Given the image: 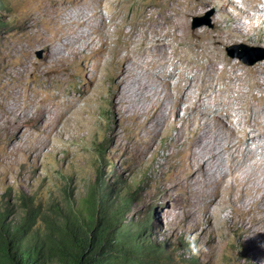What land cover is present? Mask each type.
I'll use <instances>...</instances> for the list:
<instances>
[{
    "label": "rangeland",
    "instance_id": "374dc122",
    "mask_svg": "<svg viewBox=\"0 0 264 264\" xmlns=\"http://www.w3.org/2000/svg\"><path fill=\"white\" fill-rule=\"evenodd\" d=\"M77 1L0 0V117L4 114V110L22 106L25 108L27 122L26 120L20 121L18 131L23 136L31 132V126L36 123H38L36 129L40 131L52 130L51 138L55 134L56 129H53L57 125H59V129L68 130V135L73 136L68 142L60 141L52 142L50 145L46 144L43 152L48 151L49 146L55 145L54 147L60 148V153H57L56 156L39 157L37 166L15 165L12 166L11 170L8 169L4 177L1 176L0 167V209H7L6 221L10 222L11 225L15 224L21 217L20 204L26 202H31L33 208L48 215L50 214V206L55 204L60 208V211L66 208L77 212L82 211L81 207L86 194L92 189L96 197L102 196L105 203L111 208L118 206L123 213L122 226H128L131 233L136 235V241L143 246H159L160 249L156 256L147 254L145 251L147 249H145L141 253V261L143 262L141 264H264V253L258 258L255 257L253 262L246 258L243 243L236 239L229 226L226 227L225 231L222 230L214 235L211 232L213 221L209 218L208 212L203 207L196 205L195 202L192 203V198L188 196L184 188L175 185L165 192L152 188L153 183L160 177L155 162L147 166V163H144L143 160H137V157L131 162L130 154L124 152L120 145H124L130 139L138 124L134 120L121 122L117 115L109 113L106 102L108 96L104 91L111 81L105 78L106 73L102 71V65L109 59L106 50H99V53L95 52L85 66H83L86 63L84 60L66 64L63 69L59 70L60 73L55 72L56 79L51 75L54 72L44 76L38 74L37 70L35 74L25 69L27 61L39 62L40 67L46 65L53 52V50H46L43 45H38L41 42V37H51L54 31L58 29L55 22H52L49 16H44L43 12L45 14L46 9ZM83 1H87V10L82 9L84 13L103 15L105 25H107L104 30L110 35L109 47L120 44L121 49L125 50V47L132 45L130 49L131 53L135 52L132 53L135 56V71L142 77L143 82L149 84L151 87L149 92L155 89L162 95L165 92L168 93V91H164L161 81L157 78V71L147 70L144 66L145 62L154 61L151 52L155 51L156 54L157 51L166 50V55L171 58L172 62L169 61L165 70L169 71L172 67L177 66L176 76H171V83L174 84L178 81V73L185 72V75H189L187 77L195 75L197 78L192 85H188L189 87L185 92L182 91L183 97H188L194 91L206 96L214 92L209 99L205 100L206 104L210 103L214 108L222 107L224 105L221 102L226 101L227 105L223 109L226 112L227 109L231 110L234 121L239 118L247 104L252 106V110H257L261 104L264 107V91L260 86L254 85L257 77L255 74L245 71V68L252 67L262 60L251 65L245 64L236 57H229L225 50L231 45L244 44L255 48L247 51L248 55L259 54V50L264 52V45L255 42V37L264 36V21L245 20L243 15H240V18L237 17L249 5H264V0H232V4L227 7L223 6L224 0H214L215 6L208 5L203 9L202 5L196 4L194 0ZM190 6L192 10L191 13H188L187 27L191 31L212 29L219 14L224 11L235 18L231 19V16L228 18L221 17L222 29L228 30L234 27L250 29L252 36L249 40L228 39L222 46L221 55L231 59V63L216 61V53L211 52L210 47H202L201 43H197L198 39L189 40L192 44L189 41L184 43V40H181V32L176 30L174 24L178 14L186 12L187 7L191 8ZM90 9L93 12H89ZM97 10L98 12H96ZM263 15L264 12H262ZM28 17H30L31 22L33 21L32 26H25L23 23ZM194 17L197 18V22H201V25L191 26ZM244 20L248 22L247 25H244ZM157 25L161 26L157 27ZM77 30H80V33L87 32L84 28ZM130 30L135 32L132 37L131 34H126ZM158 31L161 33L157 34ZM163 32L164 34L168 33L167 36L165 34L164 38L166 39L160 37V34L164 35ZM98 34L99 31H96L92 36L96 38ZM223 36H226V33H223ZM147 37L149 38L147 39ZM75 40L72 45L74 47L77 46ZM181 42L183 43L181 44ZM136 44L138 45L136 46ZM150 45H153L152 48ZM100 46L101 43L97 45L96 49ZM193 46L194 51H190L188 48L192 47L193 49ZM160 48L164 49L160 50ZM67 49H64L62 53L69 52ZM234 51L245 52L242 48H236ZM172 55L177 56H174L176 60L173 59ZM179 55L188 60L179 59ZM236 62L242 67L235 73L242 75L240 80L234 78L232 73L231 64ZM95 63L99 65L97 70L93 68ZM261 71V69H257L258 73ZM262 78L264 79L263 74ZM212 96L213 98H211ZM38 106H42L41 109L46 107L44 115H42L41 109L37 110ZM232 107H241L242 111L241 109L239 111L233 110ZM182 113L183 111H181ZM66 116L71 119L73 131L70 130L69 132L67 129L70 127V123L65 125L66 127L63 125V119ZM78 119L82 121L84 127L79 128L80 130L76 135V128L74 129V127L80 124V122H76ZM38 130L33 132H38ZM16 131L14 129L8 135L12 137ZM117 132L122 134L119 140L122 144L115 142ZM170 133L174 134L175 131ZM131 138L133 139V137ZM160 138L161 135L157 141ZM7 139L4 138L0 141V152L8 143ZM252 141L257 143L259 138L254 136ZM133 143L132 146L129 145L131 154L136 151V142ZM58 157H60L59 161L56 160ZM4 160V162L9 161L8 159ZM158 160L163 161V158L159 157ZM229 211L230 209L225 213ZM225 213L220 214L221 218ZM84 215L81 212L79 218L84 217ZM44 227V223L37 220L32 229L28 231L27 236L33 230L40 234L45 230ZM190 241H194L198 248V253L195 255H192L189 250ZM248 242L254 243L253 241ZM48 264L58 263L50 261Z\"/></svg>",
    "mask_w": 264,
    "mask_h": 264
},
{
    "label": "bare ground",
    "instance_id": "6f19581e",
    "mask_svg": "<svg viewBox=\"0 0 264 264\" xmlns=\"http://www.w3.org/2000/svg\"><path fill=\"white\" fill-rule=\"evenodd\" d=\"M194 1L196 4L202 5V9L208 5H216L214 0ZM217 2L219 3V1ZM86 3L87 1L78 0L75 3H64V5L61 4L57 7L46 9L45 14L43 12L44 16H49L50 20L55 22L58 29H54V34L51 37L39 36L41 37V42L38 45H43L46 50H53V52L51 55L49 53L50 59L46 65L40 67L39 62L38 65L35 61H27L25 69L34 73L37 70L38 74H43L44 76L54 72L51 75L56 79L57 75L55 72L60 73L59 70L63 69L66 64L84 60L86 63L84 62L85 64L83 66H85L95 52L106 50L109 59L102 65V71L106 73L105 78L107 80L109 79L111 83L106 86L105 91H102L108 96L106 102L108 104V110L110 111L109 113L117 115L121 122L134 120L138 124L135 133L131 136L134 141L130 137L124 145H120L124 152L130 154L131 162L136 157L137 160H143L144 163H147V166L155 162L159 169L160 177L153 183L152 188L162 192L167 191L175 185L184 188L188 196L192 198V203L195 202L196 205L203 207L208 212L209 218L213 221L211 232L216 235L222 230L225 231L226 227L229 226L231 231L234 232L236 239L243 243L246 258H249V261L253 262L255 257L258 258L264 253V107L261 104L257 110H252V106H248L247 104L243 112L240 113L239 118L234 121L232 120L234 115L232 116L231 110L225 108L227 109L226 112L223 109L227 105L226 101L221 102L224 105L222 107L214 108L210 103L206 104L205 100L209 99L214 92L206 96L194 91L188 97H183L181 94L197 78L195 75L187 77L189 75H185V72L178 73V81L174 84L171 83V76L177 73V66L172 67L169 71L165 70L171 58L166 55V50L161 52L157 51L159 49L156 50V54L155 51H153L154 53L151 52L154 56V61L151 63L144 61V66H146L147 70L157 71V78L161 81L164 91H168V93L165 92L162 95L155 89L149 92L151 87H149V84L143 82L142 77L135 71V56L132 54L134 51L131 53V43L129 44L130 46L125 47V50L121 49L120 44L109 47L110 35L104 30L107 25H105L103 15L97 16L95 13L89 15L86 14L87 12L84 13L82 9L87 10ZM231 4L232 0H224L223 6L227 7ZM92 9L89 12H93ZM191 10L192 7H187L186 12H178V18L174 25L176 30L181 32V40L187 43L191 39H198L197 43H201L202 47H210L211 52L216 53V61L231 63V59L221 55L222 46L225 45L228 39L249 40L252 36L250 29L243 27H234L228 30L222 29V24L220 25L221 17L228 18V16H231V19L235 18L233 15L224 11L219 14L217 22L212 29L191 31L187 27L188 13H191ZM243 10L237 17L240 18V15H243L245 20L257 19L260 22L264 21V15L262 16L264 5H249ZM95 19L99 23L94 21ZM245 20L244 25H247L248 22H245ZM94 22L95 24H92ZM23 23L25 26H32L33 21L31 22L30 17H28ZM160 26L157 25V27ZM78 28H84L87 32L80 33V30H77ZM96 31H99V34L95 38L92 34ZM134 33V30L126 32L127 35L131 34V37ZM159 33L161 32L158 31L157 34ZM223 33H226V36H223ZM165 34H160V37L163 39ZM176 36L178 37L179 35ZM161 38L159 39L162 40ZM64 40L66 42H63ZM74 40L77 43L76 47L72 46ZM189 42L191 43V41ZM255 42L264 45V36L259 35L255 37ZM99 43H101V46L96 49ZM69 47L71 48L67 49ZM64 49H67L69 52L63 54ZM188 49L194 51V46L193 49L192 47ZM126 50L128 51L126 52ZM187 52L189 51L187 50ZM174 56L176 55H172L173 59ZM179 59L183 60L186 58L180 56ZM260 60L262 61L254 66L245 68V71L255 74L257 81L254 85L260 86L264 91V79L262 78V74L264 75V57ZM93 65L94 69L99 66L97 63ZM231 65L233 67L232 73L234 74V78L240 80L242 75L235 73L242 69V67L237 62ZM23 66L25 65L23 64ZM257 69H261V73H258ZM41 108L42 106H38L37 110ZM45 108L41 109L42 115L46 113ZM234 109L239 111L241 107H235ZM181 111H183L182 114ZM25 115V108L18 106L4 110V114L0 117V141L8 138V143L6 145L4 144L5 146L0 152L1 176L3 177L7 174L8 169L11 170L12 166L25 165L26 167H31L36 165L39 157L41 158L47 155L56 156L57 153H60L59 147L56 148L54 147L55 145L49 146V150L43 152L44 146L46 144L50 145L52 142H68L73 137L70 134L68 135V130L64 131L65 129H59V125H57L53 129H56V131H54L55 134L51 138L52 130L40 131L36 129L38 123L33 124L31 126V132L23 136L18 131V127L21 124L20 121L26 120L27 122ZM28 118L30 117L28 116ZM63 121V125L67 126L71 122V119L66 116ZM76 122H80L77 127H74V129L76 128L77 135L80 130L79 128H83L84 124L79 119ZM71 124L67 128L69 132L73 128ZM14 129L17 131L10 137L11 135L8 134ZM124 129L126 128L124 127ZM34 130H38V132H33ZM171 131H175V133L172 134L170 133ZM118 132L115 134V142L121 143L119 140L122 134ZM160 135L161 138L157 141ZM254 136L259 138V142L252 141ZM64 137L66 138L64 139ZM133 142H136V151H132L133 154H131L129 145L132 146L134 144ZM69 153L71 154V152ZM127 157L129 156L127 155ZM159 157H162L163 161H159ZM4 159H8L9 161L4 162ZM56 160L59 161L60 157L56 158ZM228 209L230 211L225 213ZM221 213H225L222 218ZM248 241H253L254 243L251 244Z\"/></svg>",
    "mask_w": 264,
    "mask_h": 264
},
{
    "label": "trees",
    "instance_id": "16d2710c",
    "mask_svg": "<svg viewBox=\"0 0 264 264\" xmlns=\"http://www.w3.org/2000/svg\"><path fill=\"white\" fill-rule=\"evenodd\" d=\"M20 206L21 217L13 225L6 221L7 209H0V264H141L145 249L153 256L160 249L136 241L128 226H122L118 206L111 208L92 189L78 212L60 211L55 204L48 215L31 202ZM81 212L85 215L79 218ZM37 220L45 230L27 236Z\"/></svg>",
    "mask_w": 264,
    "mask_h": 264
},
{
    "label": "water",
    "instance_id": "95a60500",
    "mask_svg": "<svg viewBox=\"0 0 264 264\" xmlns=\"http://www.w3.org/2000/svg\"><path fill=\"white\" fill-rule=\"evenodd\" d=\"M201 25V22H197V18H192V23H191V26L192 27H197ZM236 48H242L243 50H245V52H238V51H234V49ZM255 48L253 47H250V46H247V45H244V44H238V45H231L229 47H226L225 50H226V54L233 58V57H236L238 58L241 62L245 63V64H252L254 63L255 61L257 60H260L264 57V52L259 50L260 53L259 54H255V55H248L247 54V51H251V50H254Z\"/></svg>",
    "mask_w": 264,
    "mask_h": 264
},
{
    "label": "clouds",
    "instance_id": "9594fccd",
    "mask_svg": "<svg viewBox=\"0 0 264 264\" xmlns=\"http://www.w3.org/2000/svg\"><path fill=\"white\" fill-rule=\"evenodd\" d=\"M189 250H190V252H191L192 255H195V254L198 253V248H197V246H196V244H195L194 241H190V243H189Z\"/></svg>",
    "mask_w": 264,
    "mask_h": 264
}]
</instances>
